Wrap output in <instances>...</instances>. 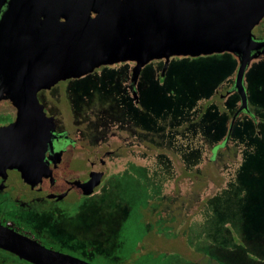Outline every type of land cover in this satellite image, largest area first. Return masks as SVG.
<instances>
[{
  "label": "rangeland",
  "instance_id": "rangeland-1",
  "mask_svg": "<svg viewBox=\"0 0 264 264\" xmlns=\"http://www.w3.org/2000/svg\"><path fill=\"white\" fill-rule=\"evenodd\" d=\"M153 63L144 69L158 77L163 61ZM133 66L104 68L57 88L63 92L60 106L67 129L73 132L75 127L72 107L94 110L96 143L101 140L104 150L117 152L109 159L112 167L105 183L91 198L68 208L67 216L78 214L77 222L88 233L85 243L91 240L97 249L94 258L72 255L92 264L119 263L123 257L131 262L141 252L137 250L141 241L143 254L136 264L205 263V256L207 264L209 259L221 264H264V145L258 154H246L248 140L239 138L226 142L214 156V149L225 141L207 140L224 136L227 118L211 108L198 120L209 105L223 108L229 123L233 120L241 105L234 88L238 62L224 54L176 64L166 84L172 94L152 81L139 95L144 113L138 111L128 88ZM143 84L140 77L138 88ZM245 87L250 103L264 108V58L248 68ZM120 97L130 101V110L143 127L166 116L173 127H182L149 133L133 121ZM263 112L254 110L260 133ZM247 120H252L248 113L240 114L236 123ZM245 128L248 132L250 126ZM150 192L153 200L148 201ZM156 203L165 211L149 207ZM161 217L174 219L169 222L178 225L176 230H144V221L150 228ZM104 249L107 261L100 256Z\"/></svg>",
  "mask_w": 264,
  "mask_h": 264
},
{
  "label": "water",
  "instance_id": "water-1",
  "mask_svg": "<svg viewBox=\"0 0 264 264\" xmlns=\"http://www.w3.org/2000/svg\"><path fill=\"white\" fill-rule=\"evenodd\" d=\"M4 4L0 92L15 104L18 117L6 129L10 139L1 144L6 156L0 161L26 179L38 163L45 167L56 130L38 92L102 67L134 64L135 84L155 61H165V72L172 58L231 54L238 62L235 90L242 103L235 117L248 108L245 75L264 54V41L253 33L264 19V0H0V10ZM133 97L138 104L136 91ZM100 184L96 176L84 195ZM0 248L32 264H92L2 225Z\"/></svg>",
  "mask_w": 264,
  "mask_h": 264
},
{
  "label": "flooded vegetation",
  "instance_id": "flooded-vegetation-1",
  "mask_svg": "<svg viewBox=\"0 0 264 264\" xmlns=\"http://www.w3.org/2000/svg\"><path fill=\"white\" fill-rule=\"evenodd\" d=\"M6 8L7 4H4L0 10V19ZM253 33L257 40L264 41V19ZM261 58H264V54L259 59ZM163 62L164 67L165 61ZM133 67L128 85L132 95L134 91L138 94L141 77L140 75L138 81L133 84ZM104 68L108 67H102L94 73ZM163 71L164 68L161 76L165 74ZM83 78L59 82L49 90L38 92V101L46 115L55 119L56 130L52 137V145H49L45 152V167L40 163L35 165L34 173L29 179L23 177L19 169L7 167L5 162L0 161V225L38 242L47 249L73 257L77 256L72 254H78L94 258L97 251L94 242L90 240L91 242L87 241L88 244L85 243L84 238L87 237L84 235L88 233L81 223L77 222L78 214L73 217L67 216L68 208L77 207L80 204L79 200L83 198H91L105 183L107 173L112 167L109 159L116 158L117 152L104 150V142L101 140L96 143L94 110L87 111L85 107H80L79 111L72 107V116L75 117L74 131H69L65 126L60 106L63 92L57 88ZM249 104L248 101V108L238 115L246 113ZM235 115L233 119L236 120L238 115L236 117ZM17 117L18 109L15 104L12 100L2 97L0 92V151L3 152L0 158L4 157L3 150H6L1 144L10 139V133L6 129L16 122ZM47 166L51 171L50 175ZM96 176L100 178L101 184L95 188L93 194L84 195V186ZM104 251L105 249L100 256L107 261L109 256ZM0 264L32 263L0 248Z\"/></svg>",
  "mask_w": 264,
  "mask_h": 264
},
{
  "label": "trees",
  "instance_id": "trees-1",
  "mask_svg": "<svg viewBox=\"0 0 264 264\" xmlns=\"http://www.w3.org/2000/svg\"><path fill=\"white\" fill-rule=\"evenodd\" d=\"M225 54H227V53H225ZM223 55L224 54H220V55H213V56H203V57H199V58H183V57H176V58H172L171 59V61H170V63H169V66L167 67V69H166V71H165V74H164V76H161V72H162V69L164 68L163 67V64H164V62H163V64H162V67H161V71H160V74L158 75V77L157 76H155V74H151V72H147L146 71V69H144L143 71H142V74H141V78H142V81L144 80L145 81V84H143L142 86H141V88H138V104L136 103V101H135V99H134V101H135V103L134 104H136L137 105V109H138V111H139V109L141 110V112H146V110L140 105V100H139V95L140 94H143L144 92H145V90L148 88V86L150 85V83L152 82V81H154L158 86H160V88L161 89H165L167 92H170L171 94H172V90H170V89H168V87H167V82H168V78H169V73H170V70H171V68L172 67H174L176 64H178V63H181L182 61H186V62H194V61H198V60H201V59H203V58H207V59H212V58H215V59H217V58H221V57H223ZM233 59H234V63H235V61H237V59L233 56V55H231V54H229ZM236 59V60H235ZM152 64H154V63H150L149 65H152ZM148 65V66H149ZM92 76V75H91ZM90 76L88 75V76H86L85 78H89ZM143 77H144V79H143ZM155 77H157V79L155 78ZM82 80H84V78L82 79ZM143 83V82H142ZM217 86H219V85H217ZM129 91V90H128ZM130 92V91H129ZM128 94H126V96L125 97H127L128 99H130L129 98V96H127ZM120 96H121V94H120ZM237 97L239 98V100L241 101V99H240V97H239V95L237 94ZM121 98V103L123 104V105H125L126 106V108H127V112H128V114L129 115H131L133 118V121H135L138 125H140L145 131H148L149 133H162V134H164L165 132H166V128L167 127H169V128H171V131L170 132H173V130L172 129H176V128H180V127H182V126H180V127H173V125L170 123V121H169V119H168V117L166 116L165 118H163V119H158V121H154L153 123V125H150V127H143V125H142V123L141 122H139V120L137 119V117H136V114H134L131 110H130V101H128L127 100V102L125 101V99L124 98H122V97H120ZM132 100H133V97H132ZM249 101V100H248ZM249 103H250V101H249ZM211 108H216L217 109V111L218 112H220V114H222L224 117H226L227 118V126H226V132H225V134H224V136L220 139V140H217V141H212V140H207L210 144H215V143H217V142H219V141H225V143H223L222 145H218L215 149H214V151H213V153H214V156H216V153H217V151L219 150V149H221L222 147H224L225 146V144H226V142H228V141H230V140H235V139H239V138H241V139H244V138H246V140H248V142H247V145H248V148H247V150L246 151H244L246 154L248 153V154H258L259 153V151H260V147L259 146H261V143L264 145V136L262 137V134L261 133H263L264 134V132L262 131L261 133H260V130H262L261 128H257L256 127V116H255V113H254V110H256V109H260V110H262V111H264L263 109V107H261V106H257L256 104H253V103H250L249 104V109L246 111V113H248L249 115H250V117L252 118V120H247V121H244V122H238V123H236V120H234V122H233V120L231 119L230 120V123H229V118L225 115V114H223V108H219V106H217V105H209V106H207V108L205 109V112H203V114L198 118V120L200 121L201 119H203V117L205 116V114L208 112V111H210V109ZM236 113V112H235ZM235 113H234V115H235ZM264 113V112H263ZM234 115H233V117H234ZM239 116V115H238ZM238 118V117H237ZM236 118V119H237ZM195 121V120H194ZM199 121L198 122H193V124L194 125H197L198 123H199ZM246 125H249L250 126V129L248 130V132H246ZM183 126H185V125H183ZM254 128H255V131L256 132H254ZM258 130V131H257ZM175 131V130H174ZM184 133V132H183ZM252 135H253V137H254V139H252L253 137H252ZM252 137V138H251ZM260 142V144H258ZM212 160H214V159H212ZM133 179V178H132ZM120 181H122V178L120 179ZM151 193L152 192H150L149 193V197L147 198L148 199V201H150L149 199H151L152 197V195H151ZM210 199V198H209ZM208 199V200H209ZM152 200H153V198H152ZM162 200V199H161ZM161 202H163V200L161 201ZM155 204V203H154ZM154 204H153V206H149L152 210H155V209H161L162 207H158L157 208V203H156V207H154ZM148 205H149V203H148ZM165 207H163V209H161V211H165ZM160 211V212H161ZM170 220H172V221H174V219H172V218H170V219H166V218H164V217H161V218H159V220L158 221H156V223H151L150 225H151V227L149 228V226H147L146 225V221H144V225L146 226L145 227V231H150V230H152L153 228H155V227H157V229L159 228L160 230H161V232H162V230H164L165 232H167V231H174V230H176V227L178 226V225H174V224H172V223H170L169 221ZM150 229V230H149ZM186 230H187V228H186ZM140 242L141 241H139V243H138V245H137V250L138 251H140L141 250V252H140V254H139V256H136L135 258H134V260L132 261L131 260V262H130V260H127V259H125L124 257H123V261H121V262H119V263H112V264H132V263H135L136 264V261L139 259V257H141L142 256V254H143V252H142V247L140 246ZM164 255H168V254H166V253H164ZM204 255V254H203ZM182 257V256H181ZM206 257V256H205ZM205 257H203L204 258V260H205V263H203V262H192V261H189V260H187V259H185V258H182L183 260H186V261H189V262H191V263H193V264H207L206 263V258ZM209 264H221V263H219L218 261H216V260H214V259H209Z\"/></svg>",
  "mask_w": 264,
  "mask_h": 264
}]
</instances>
